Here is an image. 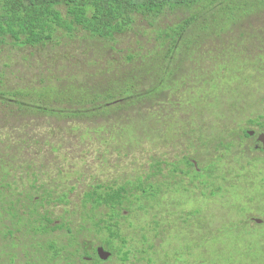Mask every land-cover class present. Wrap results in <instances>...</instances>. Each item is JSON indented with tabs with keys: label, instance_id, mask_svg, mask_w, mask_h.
Listing matches in <instances>:
<instances>
[{
	"label": "trees",
	"instance_id": "obj_1",
	"mask_svg": "<svg viewBox=\"0 0 264 264\" xmlns=\"http://www.w3.org/2000/svg\"><path fill=\"white\" fill-rule=\"evenodd\" d=\"M263 14L264 0H0V115L23 131L35 133L40 121L49 129L44 140L8 137L23 143L20 155L7 146L8 138L0 141V264H99L91 254L96 243L122 263L139 246L144 256L152 249L159 255L163 242L168 257L170 226L182 244L181 252L169 256L175 264L190 249L188 241L197 249L203 235L211 237L190 194L187 200L175 196L182 205L193 204H187L190 210L167 212V222L149 221L160 243L149 242L147 221L137 228L139 243L127 245L131 236L119 231L126 225L135 229L136 220L147 218L170 189L171 195L188 192L186 181L194 188L201 184L200 198L218 197L222 183L230 182L219 169L228 156L220 153L202 167L192 155L207 143L231 151L252 140L248 132L264 131L258 110L242 126L223 124L239 110L236 103L244 105L258 88L249 85L263 78L264 25L258 21ZM124 37L127 42L119 44ZM253 52L259 60L247 68ZM210 117L216 124H208ZM54 124L60 129L50 130ZM211 125L219 136L208 135ZM80 132L101 163H107L106 155H116L113 169L120 170L121 156L135 163L127 180L93 178L95 184L69 209V195L87 175L60 166L64 139L60 148L48 141L63 133L81 138ZM165 148L170 152L160 151ZM250 150L255 156L246 166L263 164L264 148ZM18 155L20 161L13 160ZM39 162L46 166L32 170ZM24 178L30 179L27 186ZM51 206L61 207L58 215ZM240 253L236 264H254L248 249Z\"/></svg>",
	"mask_w": 264,
	"mask_h": 264
},
{
	"label": "rangeland",
	"instance_id": "obj_2",
	"mask_svg": "<svg viewBox=\"0 0 264 264\" xmlns=\"http://www.w3.org/2000/svg\"><path fill=\"white\" fill-rule=\"evenodd\" d=\"M258 21L261 25H264V14L262 18H259ZM242 30L244 31L245 29ZM255 38L259 41V38L257 36H255ZM125 42H127V40H125V37L119 40V44H124ZM259 42H261V40ZM251 54L253 56L247 55V60L251 62H248L246 64L247 68H251V66L254 65L252 63H255V61L259 60V57L255 58L256 56H254L256 52H253ZM240 57L243 58L245 56ZM255 66L258 68L256 64ZM235 67H233V69H235ZM18 69H20V66L18 67ZM25 69L27 70V67L25 68V65H22L21 75L23 76L27 75ZM5 78L7 77H4V79ZM13 79H15V77L9 80ZM259 79V83L252 82L249 85L250 87L257 86L258 88L250 90L252 93L245 96L244 105L239 106V104L236 103L235 109L239 110L237 111V113L233 114L227 121H223V124H227L231 121H236L237 125L242 126L244 125V122L246 121L248 116L254 113L255 110H258V113H264V75L263 78ZM241 89L244 90V87L242 85ZM11 119L12 118L10 117L5 119L3 115H0V129L4 128V131L0 133L5 134L4 136L0 137L1 142L5 140L4 138L7 139L11 136L19 138L21 142H23V140L28 136H32V138H34L35 140H44V137H46L49 132V129L42 128V121L38 122V131L32 133L31 130L23 131L19 125L15 124V126H12L15 122L13 119ZM215 121L216 120L211 117L208 118V124L211 122L215 123ZM199 125L200 120L195 119L194 127L196 126L200 129ZM14 127H16V131L13 130ZM31 129H34V127H32ZM52 129H60V126L54 124L52 125L50 130ZM77 132L78 131H76L74 134H76ZM74 134L70 133L68 135L67 133H63L61 135L62 139L57 137V139H51L48 141L52 146H56L55 148H60V144H62L63 149L58 155V160L60 161V166L63 167L65 171L72 170L75 171L76 174L79 173L83 177L87 175L85 179H78L81 181V184H79L78 187H76L75 191H73V193L69 195L71 205L69 209L73 208V205L75 206L79 202L80 196L85 190L86 186L95 184L93 178H95V180L100 183L115 181L117 179L127 180L130 174L129 172H133L132 167L135 163L132 157L129 156L126 158L121 156L120 158L122 164L120 170L113 169V163L115 162V160H117L116 155H106L105 158L107 160V165L101 163V155H98L97 153L93 155L90 154V145L88 138L83 133H81V138ZM224 134L226 133H224L223 131L222 135ZM208 135L210 137L219 136V128L216 125H211L209 127ZM231 137L234 138V140H238V136L235 133ZM13 139L8 138L7 146L10 148V150L12 147L13 151L18 149V154L20 155V150L23 143H20V141H18L17 139ZM63 139L65 141L59 144V140ZM249 144L252 146V141H250ZM3 147L4 145H2L1 148ZM35 150H37V148ZM85 151H87L89 155L87 158L83 156V153ZM160 151L170 152L166 148L160 149ZM232 152H236L239 158L242 157L241 160L237 161V159L232 156ZM220 153H224V155L226 154L228 157L224 158V162L221 163V167L219 166V169H221L222 172L226 174L232 184L229 181L223 182L222 184H224L225 187L218 197H215L211 201L208 199L200 198L201 191L204 190L201 189V184L196 183L194 188L188 186L186 181L185 186H187L188 192H183L181 189L180 193L171 195L170 191L172 189H170L168 194H164V199H162L161 197V200L155 201L159 203V205L149 209L146 216L147 218L140 217L138 220H136L135 229L127 225L121 228L123 236H131L142 239V236L138 232L139 229H137L140 227H144L142 222L144 224L146 221L147 223H149V221L153 218L155 220H163V222H167V212H180L183 209L185 211L190 210L191 208H188V205L191 206L193 204H190L189 201H187L182 205L178 203L177 199L175 198L176 196L179 198H183V200H187L189 199L190 194L192 196L194 205H197L202 209L200 224H205L206 232H211L212 236H208L207 233L203 235L202 232L205 240H201L202 242L199 243L197 249L193 248L192 243L194 242L188 241L189 243L187 247L190 249H185L183 253H181V255L179 256L180 260H173L175 264H236L241 260L242 256L240 252L244 249H248L250 251V257L254 259V264H264V163H255L252 165V167L246 166V162H248L252 157L255 156L253 151L248 149V143L244 146H242L241 143L240 148L238 144H235L232 147L231 151L224 150L221 147H219V149L217 150V145L215 143H207V147L205 150L193 154L192 157L198 159L200 166L203 167L209 164L211 160L215 162V157ZM19 155L17 157H14L13 160L17 161L18 158V160L20 161L21 157ZM64 157H66V160H64ZM10 158L12 159V157ZM42 164L45 165V162L37 163L35 166H33L32 170H38L40 168L39 166H42ZM69 164H71V168ZM123 164L127 166V169H125L126 173L123 172ZM54 165L55 164L53 163L50 166ZM237 167L239 169L236 170ZM40 175L42 176L43 174ZM24 179H26V181H24L23 184L27 186L30 179ZM250 198L254 199L253 203H250ZM60 208V206H51L49 210L54 215H58ZM239 209L243 210L239 212ZM253 219L260 220V223H257ZM151 223H149L148 226L145 225L146 230L144 232L145 235L148 236L149 242H151L150 240L153 238L154 234L153 232H150L148 230L153 227ZM173 224L175 226V222ZM173 228V226L168 227L167 233H172L175 239L165 238L166 242L164 246V248L166 247L170 257L171 255L176 256L175 253L181 252L180 248L182 247V244L179 243L178 240H176L178 239V235L177 231L175 232L174 230H172ZM192 230L194 231L195 229ZM192 230L191 232L193 234ZM160 241L162 240H157L155 241V243H160ZM163 245L164 242L159 249L161 253L158 255L154 264H170L167 262L170 261L169 256L164 257L163 255ZM139 247L134 250L130 249V251L128 252V262L122 263L119 259L114 258L111 263L107 264H147L145 261L148 260L149 255L144 256L140 254L141 252H137L136 250H138ZM246 264H248V262H246Z\"/></svg>",
	"mask_w": 264,
	"mask_h": 264
},
{
	"label": "flooded vegetation",
	"instance_id": "obj_3",
	"mask_svg": "<svg viewBox=\"0 0 264 264\" xmlns=\"http://www.w3.org/2000/svg\"><path fill=\"white\" fill-rule=\"evenodd\" d=\"M254 132V131H253ZM264 131H262V133H263ZM261 134V131L260 132H258V133H254L252 136H250V138L252 139V140H248V149H250V148H253V149H255V150H259L260 148L262 149V144H260L258 141H257V139H258V136ZM250 141H252V146L249 144L250 143ZM119 233H121L122 234V230H120L119 231ZM123 235V234H122ZM148 240H149V238H148ZM155 240H156V238H152L150 241L151 242H155ZM140 242V240L137 238V237H130V238H127V245H133V244H136V243H139ZM163 244V243H162ZM155 247H156V245H155ZM98 248H103V250L104 251H106V252H108L103 246H100L98 243H96L95 245H93L92 247H91V254H92V256H96L97 257V259L100 261L99 262V264H107V263H111V261L114 259V256L113 257H110L108 260H106V261H101L100 259H99V257H98V254H97V249ZM159 248H161V247H159ZM152 251H153V249L152 250H150L149 252H150V255H149V257H148V260L147 261H145L147 264H154V262H155V260L157 259V257H158V255H153L152 254ZM165 257V256H164ZM86 260H89V261H91V257H90V259H87V258H85ZM117 261V260H116ZM168 263H170L171 264V262L170 261H167Z\"/></svg>",
	"mask_w": 264,
	"mask_h": 264
},
{
	"label": "water",
	"instance_id": "obj_4",
	"mask_svg": "<svg viewBox=\"0 0 264 264\" xmlns=\"http://www.w3.org/2000/svg\"><path fill=\"white\" fill-rule=\"evenodd\" d=\"M248 135L249 136H252L253 133L252 132H248ZM257 141L262 144V147L264 148V132L261 133L259 136H258V139ZM255 220L257 223H260V220L258 219H253ZM97 254H98V257L101 261H106L110 258L111 254L109 252H106L103 250V248H98L97 249Z\"/></svg>",
	"mask_w": 264,
	"mask_h": 264
}]
</instances>
